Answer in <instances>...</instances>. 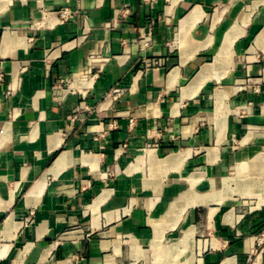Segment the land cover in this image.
Here are the masks:
<instances>
[{
  "label": "crops",
  "instance_id": "obj_1",
  "mask_svg": "<svg viewBox=\"0 0 264 264\" xmlns=\"http://www.w3.org/2000/svg\"><path fill=\"white\" fill-rule=\"evenodd\" d=\"M0 264H264V0H0Z\"/></svg>",
  "mask_w": 264,
  "mask_h": 264
},
{
  "label": "built area",
  "instance_id": "obj_2",
  "mask_svg": "<svg viewBox=\"0 0 264 264\" xmlns=\"http://www.w3.org/2000/svg\"><path fill=\"white\" fill-rule=\"evenodd\" d=\"M73 15H74L73 11H71L69 8H64V9L60 10V12H59V17H60V20L62 22L66 21L68 19H71L73 17ZM143 42H144V46H147L149 40L146 39V38H143ZM119 93H120V90L119 89H116L115 90V96L114 97L117 98ZM84 109H85V111L88 114H92L93 113V111L90 110L89 108H84ZM114 125H116V124H114Z\"/></svg>",
  "mask_w": 264,
  "mask_h": 264
}]
</instances>
